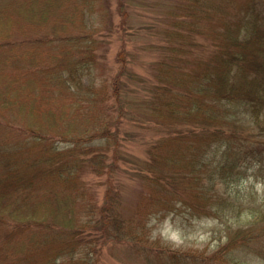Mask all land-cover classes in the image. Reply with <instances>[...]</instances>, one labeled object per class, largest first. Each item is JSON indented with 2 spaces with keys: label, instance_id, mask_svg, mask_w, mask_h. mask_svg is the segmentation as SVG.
Instances as JSON below:
<instances>
[{
  "label": "trees",
  "instance_id": "1",
  "mask_svg": "<svg viewBox=\"0 0 264 264\" xmlns=\"http://www.w3.org/2000/svg\"><path fill=\"white\" fill-rule=\"evenodd\" d=\"M83 1L0 0V109L18 114L0 122V255L32 264L56 249L44 264H91L90 235L132 245L147 264H242L241 247L263 253L260 207L212 253H190L146 234L118 192L96 210L79 185L85 171H126L149 184L150 211L237 216L231 186L264 170V0H130L158 13L131 24L120 3L116 25H101L108 11L89 14ZM115 32L125 42L146 34L141 48L157 56L143 77L123 43L111 89L100 92L96 65ZM133 125L157 132L146 156L125 147Z\"/></svg>",
  "mask_w": 264,
  "mask_h": 264
},
{
  "label": "rangeland",
  "instance_id": "2",
  "mask_svg": "<svg viewBox=\"0 0 264 264\" xmlns=\"http://www.w3.org/2000/svg\"><path fill=\"white\" fill-rule=\"evenodd\" d=\"M83 2L85 3L84 9L87 12L91 8L88 12L89 14L94 13L95 10L96 14L99 11L102 14L104 10L108 11L110 16L106 18L104 14V19H102V17L100 18L101 25L118 24L120 21V16L118 14L120 3L124 4L129 11H132L129 20V23L131 24H136L137 20L138 22L145 19L149 20L158 13L157 4L148 5L147 1L145 5L138 6L128 5L130 0H94V2L87 0V2ZM92 4L94 7H92ZM88 13L86 14V18ZM108 18H110V20H106ZM98 26L99 25H97V27ZM102 33V29L99 28L97 34L100 35ZM143 36V38H133L128 42H125L120 34L115 32L110 34V37L104 38L105 43H103V46L101 47L102 54L95 70L98 76L97 84L100 92L103 90L102 87L105 82L109 85L104 87V92L111 89L110 83L121 67L119 57L120 51L123 50V43L127 44L125 48L127 54H122L127 57V65L134 70L133 72L142 74L143 77H147V74H149L150 63L157 55L149 49L141 48V45L145 43L148 38L146 34ZM102 39L103 38L100 40ZM135 84L142 85L139 81ZM111 101L112 97L109 98L107 105L114 104L113 101ZM17 115L15 108H1L0 122L5 126L9 122L16 121L18 118ZM130 130L131 136L128 138V141L126 140L127 146L125 147H129L131 151L146 156L144 149L149 145L150 138L158 136L155 134L157 133L155 128H141L133 125ZM61 145L64 146L65 144L62 143ZM19 158L20 156L16 157V161L19 162ZM16 164L18 163L15 162V165ZM82 174L83 178L81 179L83 180H80L79 188L84 192L80 197L83 203L92 204L97 208L96 210H98L108 193L114 195V193L118 192L120 206L124 213L128 216H136V219L142 218L143 221H147V227L144 229L146 234L159 240L161 244L190 253H212L217 249L221 242L223 243L226 240L228 226L232 225L234 227L237 224L245 223L246 220L251 218V209H257L258 207H260L261 211L264 209V170L257 171L256 169H250L248 171V176L235 182L231 186L232 191L242 198V209L237 216H231L229 220H219L213 217H193L187 212L168 214L162 213V211H150L151 201L148 199L146 193L150 190L149 184L139 179L136 180L135 177L132 179L126 171H115V174L113 172H107L102 175L96 173L92 174L85 171V174ZM223 186L224 185H221V187ZM222 189H224V187ZM79 191L81 192L80 189ZM80 214L85 217L84 212ZM95 215L98 216V211H95ZM262 237L264 238V236ZM89 238H92V246L98 249V252L93 255L91 264H147L143 256H137L136 252L134 253L131 251L130 248L132 245L130 246V244L125 242L115 243L114 241H111L102 246L100 243H97V238L95 236L90 235ZM55 250L48 249V252L34 254L31 258L32 264H44L46 258L48 257L49 259L50 255H52ZM139 250L141 251V248H139ZM145 251L146 250L144 249L143 252ZM238 255L246 260L243 261L240 259L243 262L242 264H264V252L256 253L251 248L241 247L240 253H237V256ZM224 259L226 258H223L222 261ZM11 262V259L9 260L3 254L0 255V264H11ZM217 263L230 264L225 262Z\"/></svg>",
  "mask_w": 264,
  "mask_h": 264
}]
</instances>
